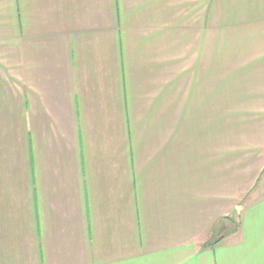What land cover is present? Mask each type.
<instances>
[{"label":"crops","instance_id":"obj_1","mask_svg":"<svg viewBox=\"0 0 264 264\" xmlns=\"http://www.w3.org/2000/svg\"><path fill=\"white\" fill-rule=\"evenodd\" d=\"M0 264H264V0H0Z\"/></svg>","mask_w":264,"mask_h":264}]
</instances>
